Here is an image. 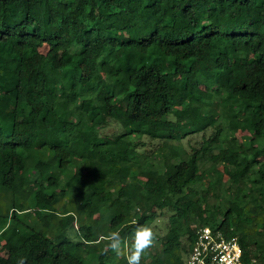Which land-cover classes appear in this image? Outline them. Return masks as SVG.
Returning a JSON list of instances; mask_svg holds the SVG:
<instances>
[{
    "label": "trees",
    "instance_id": "obj_1",
    "mask_svg": "<svg viewBox=\"0 0 264 264\" xmlns=\"http://www.w3.org/2000/svg\"><path fill=\"white\" fill-rule=\"evenodd\" d=\"M107 211L171 213L165 264L200 226L264 264V0H0V264H85Z\"/></svg>",
    "mask_w": 264,
    "mask_h": 264
},
{
    "label": "rangeland",
    "instance_id": "obj_2",
    "mask_svg": "<svg viewBox=\"0 0 264 264\" xmlns=\"http://www.w3.org/2000/svg\"><path fill=\"white\" fill-rule=\"evenodd\" d=\"M48 52V47L44 46L41 49L40 56L43 57L46 53ZM233 65L236 66L237 62H233ZM110 76V73L106 71L104 73L103 77L105 80H108ZM117 107L122 108L123 106L121 105L120 102H118ZM112 117L111 121V126L109 129L105 131L107 134H112V133H119L121 131V126H120V115L116 113H110ZM196 115H198V112H196ZM194 142H200L201 141V135H197L194 140ZM208 186V179L205 181V187ZM189 192L184 196L186 200L197 197L198 192L195 190H188ZM211 201H215V197L211 193ZM171 213L168 211L165 212H160L156 211L154 212V220L150 223V226L154 229L156 233V240L153 244V246L148 249L144 255L143 259H149L147 262L143 264H165L169 262L170 256L165 253L164 247L162 246V242L160 241L168 232L170 225H169V218H170ZM112 213L111 212H106L103 220L101 222V225H99L100 232L104 233L107 235L109 232H111L110 229V220H111ZM78 225L75 227L68 228L66 230H62L61 228H58V226H53L50 231H46V236L55 242H62L65 239L70 240L71 242L68 243H63L62 245L65 247L72 246L73 243L79 244L83 243L85 241L84 237L78 232L77 230ZM129 241L131 242V237L129 238ZM66 242V241H64ZM185 242V240H184ZM74 252L80 253L84 259L85 264H127L126 259L121 256L117 257L114 254L110 253L106 255L103 259H99L100 252L105 250V247H99L98 249H95L91 246H82L78 245L74 248ZM181 256V261H185L186 257L184 254ZM178 257V255H175Z\"/></svg>",
    "mask_w": 264,
    "mask_h": 264
},
{
    "label": "built area",
    "instance_id": "obj_3",
    "mask_svg": "<svg viewBox=\"0 0 264 264\" xmlns=\"http://www.w3.org/2000/svg\"><path fill=\"white\" fill-rule=\"evenodd\" d=\"M238 238H228L222 230L200 226L182 264H249L243 260Z\"/></svg>",
    "mask_w": 264,
    "mask_h": 264
},
{
    "label": "clouds",
    "instance_id": "obj_4",
    "mask_svg": "<svg viewBox=\"0 0 264 264\" xmlns=\"http://www.w3.org/2000/svg\"><path fill=\"white\" fill-rule=\"evenodd\" d=\"M101 239L107 242L105 252L110 250L117 257L123 256L127 264H141L144 253L153 246L156 240V233L151 226L143 224L136 226L131 242L122 236L119 230L111 231ZM18 264H25V260L20 259Z\"/></svg>",
    "mask_w": 264,
    "mask_h": 264
}]
</instances>
